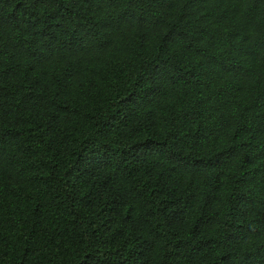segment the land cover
Masks as SVG:
<instances>
[{"label":"trees","instance_id":"16d2710c","mask_svg":"<svg viewBox=\"0 0 264 264\" xmlns=\"http://www.w3.org/2000/svg\"><path fill=\"white\" fill-rule=\"evenodd\" d=\"M0 264H264V0H0Z\"/></svg>","mask_w":264,"mask_h":264}]
</instances>
